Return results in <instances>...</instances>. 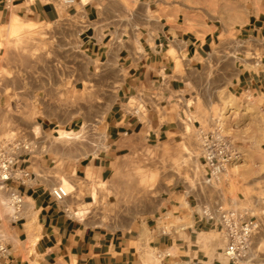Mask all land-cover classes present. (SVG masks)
<instances>
[{"label":"crops","instance_id":"crops-1","mask_svg":"<svg viewBox=\"0 0 264 264\" xmlns=\"http://www.w3.org/2000/svg\"><path fill=\"white\" fill-rule=\"evenodd\" d=\"M6 1L0 141L31 143L17 150L15 169L33 180L6 182L23 203L18 218L5 222L3 264H230L220 237H200L218 225L199 216L206 205L196 185L167 186L150 211L117 206L131 155L209 128L225 98L264 110V13L236 9L234 1L225 14L187 0H9V8ZM13 19L35 29L36 59L17 57L8 36ZM60 182L69 193L57 201L50 190ZM5 194L0 189L2 205ZM167 213H190L191 222L161 232L157 217Z\"/></svg>","mask_w":264,"mask_h":264},{"label":"rangeland","instance_id":"rangeland-1","mask_svg":"<svg viewBox=\"0 0 264 264\" xmlns=\"http://www.w3.org/2000/svg\"><path fill=\"white\" fill-rule=\"evenodd\" d=\"M187 1L203 6L211 3L213 10L217 9L219 14H225L228 2L232 1L236 9L240 5H246L264 13V0ZM11 31L8 36L16 38L12 48L21 53L17 57L36 59L40 49L32 46L37 36L33 26L25 25ZM255 107L258 106L245 99L231 101L225 98L220 113L215 115L220 118L223 133L231 139L238 155L217 180L210 184L203 183L197 134L188 130L187 141L177 146L146 149L138 155L130 156V174L123 177L124 190L117 207L136 213L150 211L156 203L155 195H159L167 186L176 183L196 185L201 190V204L208 207L215 204L248 207L257 215L260 222L259 233L255 235L259 237L256 241L258 247L252 246L249 255L236 264H264V214L260 204V198L264 197V110ZM88 134L89 130L84 127L79 138L83 139ZM189 214L174 219H168V213L162 214L158 225H165L168 229L169 225L176 228L185 226L191 222ZM205 236L219 239L217 231L200 234V237ZM221 258L226 261L222 255Z\"/></svg>","mask_w":264,"mask_h":264},{"label":"built area","instance_id":"built-area-1","mask_svg":"<svg viewBox=\"0 0 264 264\" xmlns=\"http://www.w3.org/2000/svg\"><path fill=\"white\" fill-rule=\"evenodd\" d=\"M63 5H72L76 0H58ZM9 0L5 7L9 8ZM197 140L199 157L202 165V181L210 184L217 180L219 175L225 171L227 165L237 158V152L231 139L223 133L220 118L216 117L214 123L207 129H197ZM30 142L24 138L3 139L0 141V189L5 190V201L0 206V264L9 253L7 246V235L5 222L16 220L21 211L23 195L18 190L7 186L9 179H15L22 184L33 180L30 172L26 169H15L18 149H29ZM51 194L57 201L68 196V189L63 183H57L51 188ZM262 214H264V197L260 198ZM67 210V208H65ZM198 214V213H197ZM199 216L207 220L216 221L217 232L223 243L221 255L230 264L246 258L250 253L251 237L258 231L260 222L256 214L248 207H224L215 204L213 207H203ZM161 217H157L160 223ZM158 226L161 232L169 231L173 225ZM177 264H221L219 259H187Z\"/></svg>","mask_w":264,"mask_h":264},{"label":"bare ground","instance_id":"bare-ground-1","mask_svg":"<svg viewBox=\"0 0 264 264\" xmlns=\"http://www.w3.org/2000/svg\"><path fill=\"white\" fill-rule=\"evenodd\" d=\"M12 19V18H11ZM15 19V18H14ZM13 19V20H14ZM17 19V18H16ZM23 24V23H22ZM25 24V23H24ZM8 25H10L9 26V28L14 32V30L16 31L17 29H20V27H22V26H20V24L18 23V21L17 20H14L11 24H8ZM24 28V27H23ZM9 30V29H8ZM10 30V31H11ZM11 31V32H12ZM70 134H71V132H70ZM62 138H66V137H70L69 136V133H67V132H63L62 133V136H61ZM57 139V138H56ZM58 140H60V139H58ZM257 199V198H256ZM258 200V199H257Z\"/></svg>","mask_w":264,"mask_h":264}]
</instances>
